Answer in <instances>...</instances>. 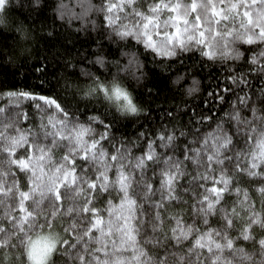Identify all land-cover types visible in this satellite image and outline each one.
<instances>
[{
	"label": "snow or ice",
	"instance_id": "snow-or-ice-1",
	"mask_svg": "<svg viewBox=\"0 0 264 264\" xmlns=\"http://www.w3.org/2000/svg\"><path fill=\"white\" fill-rule=\"evenodd\" d=\"M33 2L38 9L24 0L16 10L23 16L37 12L49 38L60 35L55 29L65 20L86 37L88 47L76 50L79 54L87 49L80 63L60 65L83 78V91L79 86L75 93L66 89L63 94L0 91V146L8 165L0 171V200L7 197L12 205L11 196L15 198L4 210L11 214L0 226V248L15 247L7 239L13 229L31 242L27 233L43 215L50 231L37 235L78 264H148L142 240L149 227L154 244L161 243V235L168 241L158 257L160 264L170 255L176 264H205L202 257L211 264H230L225 249L246 259L239 242L252 236L251 225L260 222L261 215L242 181L264 195V129L256 128L258 110L244 93L245 65L238 66L239 73L215 66L220 57L240 55L238 41L264 42V0H150L145 7L136 0ZM12 6V0H0V11ZM49 7L54 15L45 27ZM9 35L0 33L5 39ZM62 51L71 58L72 47L65 44ZM149 57L166 72L173 64L183 65L186 72L209 79L207 97L201 98V92L199 102L183 101L181 111L174 97L182 89L170 85L171 95L160 96L147 83L141 85ZM245 59H250L251 71H256L252 65L264 70V60L255 53ZM41 61L48 72L51 61L47 56ZM129 77L144 90L146 101L125 83ZM157 100L173 101L161 108L160 116L150 107ZM260 103L264 106V90ZM202 104L209 105L207 110ZM259 118L264 119V107ZM158 167L166 169L159 176ZM5 176L10 177L7 182ZM137 185L142 198L134 191ZM161 187L166 194L155 198ZM232 193L237 199L231 213L237 206L249 210V222L236 240L226 232L217 241L212 226L193 233L184 221V209L172 208L188 203L185 196H190L192 211H199L206 225L219 209L230 227L234 216L223 204ZM162 200L168 202L166 210L172 209L170 236L159 233ZM57 220L62 237L51 231ZM184 241L189 243L182 247ZM259 245L264 247V239Z\"/></svg>",
	"mask_w": 264,
	"mask_h": 264
},
{
	"label": "trees",
	"instance_id": "trees-1",
	"mask_svg": "<svg viewBox=\"0 0 264 264\" xmlns=\"http://www.w3.org/2000/svg\"><path fill=\"white\" fill-rule=\"evenodd\" d=\"M32 7L39 8L33 0H29ZM44 3V0H41ZM57 0H48L49 4L55 3ZM93 3L99 4L101 0H92ZM150 0H136L138 6L145 7ZM24 0H12V7L2 11L0 15V33L10 34L7 39L0 36V91L4 90H32L37 91L47 90L52 93L63 94L67 89L71 93L77 91V87L83 91V78H78L76 74L69 68H62L65 62L68 64L76 63L79 64L81 57L87 54V49L77 54L76 50L80 49L83 45L84 48L88 47L86 37L82 32L77 33L75 29H71L67 25L65 20L60 26L57 25L55 29L60 35L56 39L49 38L48 32L42 30L40 22L36 19L38 13L33 12L31 15L23 16L16 8L20 4H23ZM66 3L71 5L75 3V0H66ZM78 10V9H77ZM166 13H162V18ZM54 15V9L48 8L49 24L45 27H50L51 18ZM101 17H97L99 20ZM162 22V19H161ZM90 30V29H89ZM94 35V33H93ZM90 42V41H89ZM67 44L72 47V55L69 58L62 51L63 46ZM235 47L240 49V55L220 57L217 59L216 66L223 65L226 68H235L236 72L239 73L241 69L238 67L240 64H244L243 71L245 72V78L248 81L247 87L244 88V93L249 96V102L254 105L258 110V118L256 121V128L264 129V119L259 118V112L262 106L260 101L262 99V90H264V70H261L259 65H252L256 71H251L249 67L250 59L246 60L251 53H255L258 59L264 60L260 57V53L264 52V42L256 41L254 44H243L237 42ZM59 48L60 50H58ZM142 48V46H141ZM47 56L51 61V64L46 65L49 69L45 72V68L41 67V57ZM157 60L161 59L159 57ZM187 63V61H185ZM55 69V71H51ZM214 70V69H213ZM145 77L140 81V84L147 83L148 88L154 92L160 94V96L171 95L169 92V86L173 88L182 89L180 95L174 97V102L180 105V110H183V101H198L199 95L202 92L201 98H206L207 93L211 87V81L207 78L201 80L199 75L195 72H186L183 65L177 66L173 64L172 69L168 72L164 71L159 67L158 64L152 62V58L149 57L146 63ZM111 72V69H110ZM218 75V73H217ZM179 76L180 80L176 81V77ZM195 78L196 83L193 81ZM110 78V75H109ZM66 80L68 83H66ZM131 83V88L134 95L144 102L148 97L144 96V90L137 88L136 81L129 79L125 81L126 84ZM189 87L192 91L189 93ZM173 101H168L172 103ZM3 103V101H0ZM168 103H164L162 100H157L151 104L150 107L154 110V114L157 116L162 115L161 108H167ZM212 103H218L212 101ZM27 108L28 102H24ZM205 110L209 107L208 104L201 105ZM171 112V108L168 109ZM219 113H216L218 115ZM24 126V125H21ZM131 127V125H129ZM59 155V152L57 153ZM127 163V162H126ZM7 161L3 147L0 146V171H3L7 167ZM166 169L163 167L156 168L157 176H159ZM10 177L5 176L3 179L7 182ZM258 180H253L252 183H259ZM243 185L249 188V194L253 200H255V211L260 213L261 221L251 225L252 236L247 241H240V248L243 249L247 258L241 261L240 257L233 252H229L227 249L224 250V257L230 261V264H264V247L259 245V240L264 239V209L261 208V200H264V195L256 192L247 181H242ZM21 184L23 185V179L21 178ZM138 197H143L142 189L137 185L134 189ZM199 193L200 189L195 190ZM162 194H166L165 188L161 187L159 191L154 193L155 198H161ZM14 195L11 196L12 205H14ZM236 194L232 193L225 198L223 207L229 211V214L234 216V222L229 227L223 223V213L218 209L214 214L210 215L208 224L202 221L199 211L193 212L191 209V198L185 196V200L188 203L174 204L172 208L179 209L183 208V217L186 224L192 225L193 233L205 229L206 226H212L215 228L213 235L217 241L225 238V233H229L231 237L236 240L238 233L241 231L243 226L249 222V210L246 205L237 206L236 213H231L233 207V201L236 200ZM146 204V201H144ZM168 202L162 200L161 212L163 214V221L160 224L159 233H166L168 236L171 235L170 229L174 226L168 216L172 212V209H167ZM10 205L9 198L0 200V226L5 223V215L11 213H5V209L12 206ZM174 214V213H172ZM144 218V213H141V219ZM65 222L67 217L64 218ZM51 222V221H49ZM61 221L57 220L53 223L51 231L55 233L56 237H62L63 231L60 227ZM43 226V227H41ZM48 224L45 222L43 215L40 216L39 221L34 226L33 232H28L27 235L31 236V242L25 239L22 234H18L15 229L7 236L10 244H14L15 247H3L0 248V264H38L33 262V252L40 256L44 255L47 260L46 264H78L76 259L73 257L72 260H67L59 250H53V246L40 238L37 233L49 232ZM145 239L142 240L145 248L147 249L146 259L148 264H160L158 259L162 249L167 245L168 241L163 235H161V243L154 244V237L151 234L150 227L144 230ZM187 241L182 242L181 246H186ZM205 264H211V261L207 257H202ZM165 264H176L175 257L169 256ZM223 264V261L220 262Z\"/></svg>",
	"mask_w": 264,
	"mask_h": 264
},
{
	"label": "rangeland",
	"instance_id": "rangeland-1",
	"mask_svg": "<svg viewBox=\"0 0 264 264\" xmlns=\"http://www.w3.org/2000/svg\"><path fill=\"white\" fill-rule=\"evenodd\" d=\"M1 13H2V11H0V15H1ZM34 252L32 254L33 262L35 263V261H36V263H38V264H46L45 260H47V258L46 257L44 258V255L40 256V254H38V257H37V255Z\"/></svg>",
	"mask_w": 264,
	"mask_h": 264
}]
</instances>
